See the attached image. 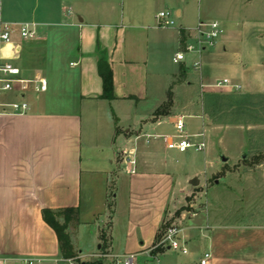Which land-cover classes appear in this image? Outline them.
Wrapping results in <instances>:
<instances>
[{
  "label": "crops",
  "instance_id": "obj_1",
  "mask_svg": "<svg viewBox=\"0 0 264 264\" xmlns=\"http://www.w3.org/2000/svg\"><path fill=\"white\" fill-rule=\"evenodd\" d=\"M42 1L0 0V64L18 62L26 77L59 71L73 88L75 104L71 110H49L39 106L38 96L27 100L28 95L17 91L7 92L11 99L0 101V264H60L58 238L43 211L68 208L79 211V223L68 231L81 258L80 229L89 227L98 245L93 255L103 253L101 236L107 234L105 257L136 254L135 264H152L155 259L160 264H201L206 253L211 254L207 264H264V223H224L218 217L226 214L219 216L215 207L205 212L206 204L176 218L187 242L186 255L162 251L151 257L166 222L181 204L162 136L170 135L164 128L167 123L184 116L177 108L169 115L155 114L172 96L176 102L174 88L184 87L186 94L199 91L200 109L194 116L203 121L205 131L204 121L210 118L207 95L263 99L264 22L244 18L224 23L214 49L200 53L205 66L194 62L201 69L197 85L185 64L172 82L158 71L164 48L175 47L177 41L186 48L194 36L192 28L173 34L158 26V14L164 10L156 4L165 6L166 0H134L132 10L120 9L114 0H62L50 7L48 0ZM77 5L81 7L75 13ZM175 11L182 19L183 9ZM21 24L34 26L38 37L23 40L16 31L11 43L1 40L4 26ZM101 60L113 73V100L102 98ZM218 69L226 71L223 80L241 89L206 84L217 79ZM180 79H185L183 84L177 83ZM183 93L180 89L181 97ZM153 95L157 104L140 111ZM21 98L29 111L15 114L8 105ZM212 129L216 132L220 126ZM209 130L210 137L224 140ZM123 190L125 202L120 201Z\"/></svg>",
  "mask_w": 264,
  "mask_h": 264
},
{
  "label": "rangeland",
  "instance_id": "obj_2",
  "mask_svg": "<svg viewBox=\"0 0 264 264\" xmlns=\"http://www.w3.org/2000/svg\"><path fill=\"white\" fill-rule=\"evenodd\" d=\"M61 1L48 0L49 7ZM82 1L79 0L81 3ZM114 1L120 5V9H133L134 0ZM52 2H54L53 5ZM165 2L166 5L164 6L161 1H158L156 6L159 10H169L172 14L175 26L167 29L173 31V34L178 33L182 27L194 29V36L187 41L186 48H183L177 41L175 47L164 48L158 55L160 61V63H157L158 71L164 73L163 76L166 82L174 81L175 77L173 75L179 76L181 67L185 64L195 83L200 85L201 69L194 67L196 61L202 62V66H205V61L202 59L194 38L195 29L200 19L206 22L219 21L222 23V28L226 22L232 20L239 22L244 18H255L264 22V0H166ZM77 6L74 7L75 13L78 12L77 8L81 7L80 5ZM176 7H180L184 11L182 19L177 18L175 14ZM182 21L185 25H181ZM189 45L194 46V51H188ZM213 49L211 47L207 51ZM180 53L184 55V60L175 62L174 59ZM70 60V58H67V62ZM15 65L19 66L20 63L15 62ZM59 73V71L53 69H50L46 74L41 73L49 80L50 92L38 95L29 93L27 100L35 101V97L38 96L42 99V102L38 103L42 108L46 107L49 110L60 111L71 110V106L75 104L72 101L73 88L66 84V79L59 77ZM216 76L217 79H212L206 84H216L222 81L226 76V71L218 69ZM184 81L185 79H180L177 83L183 84ZM174 89L176 102L173 101L172 96V100H169L172 101V106H168L164 110L174 111L177 108L179 114L186 116L185 124L188 134H196L202 131L203 121L194 116L198 114L197 110L200 109L201 93L188 90L186 94L183 93L186 88L182 87L180 88L184 94L182 98L179 94L180 89ZM9 95L11 94L2 93L0 101L10 100ZM156 98L157 96L153 95L140 111L143 108L146 111L152 109L157 104ZM21 101L22 98L17 100V102ZM246 103L249 107L240 112L228 108L217 113L214 118H206L207 122L204 121V128L208 135V146L204 152H198L195 149H189L185 153L170 150L173 172L177 176L176 193L181 204L173 219L166 222L162 232L168 226H178L177 217L182 214L189 216L198 211L200 205L204 204L207 206L205 212L209 211L210 213L215 207L213 211L220 213L219 216L221 213L226 214L222 218L218 217L224 223L235 222V220L255 224L264 223V98L256 97L249 99ZM217 125L220 126V129L214 132L212 128ZM164 128L170 135L175 133L173 123H167ZM209 129L214 134L223 135L224 140L219 142V138L210 137ZM191 140L199 141L200 138L192 137ZM224 159H228V161L224 162ZM196 177L200 183L197 187H194L190 181ZM120 190H122V186H120ZM125 191L120 192L121 202H125ZM59 220L64 221L62 217H59ZM90 229L89 227L80 229L79 248L83 250V257H79L78 254L79 261L96 264H118L117 259L105 257V252L93 255L97 252L98 245L95 243V238L91 236ZM105 235L107 241V234ZM75 250L78 253L76 247ZM169 255L175 256L176 254L170 253ZM63 264H70V262ZM74 264L78 263L74 262Z\"/></svg>",
  "mask_w": 264,
  "mask_h": 264
},
{
  "label": "built area",
  "instance_id": "obj_3",
  "mask_svg": "<svg viewBox=\"0 0 264 264\" xmlns=\"http://www.w3.org/2000/svg\"><path fill=\"white\" fill-rule=\"evenodd\" d=\"M158 26L160 28H171L175 26V21L170 11H163L158 14ZM17 27V29H16ZM18 31L23 40H34L38 37V34L34 28L29 24L21 25H6L3 27L1 33V40L4 43H11L13 34ZM224 31L222 26L217 21H201L195 29V41L199 47L200 53L208 48L214 47L217 41L222 37ZM188 51H194V46L189 45ZM184 55L178 54L174 59L175 62L183 61ZM195 66L199 68L200 63H195ZM217 88L228 87L232 90L238 91L241 87L232 83L228 79H224L214 85ZM48 80L41 74L37 73L32 77L23 76L22 70L10 61L0 64V95L2 93L17 91L21 95L25 96L29 93L41 94L48 91ZM13 113L24 114L29 111V104L26 100L21 102H15L8 105ZM185 116H176L174 120L175 133L172 135H164L162 138L166 143L168 150H176L180 153H185L189 149H195L198 152H204L207 149V134L205 131H200L196 134H188L186 132ZM192 137L200 138L199 141H192ZM152 138L151 136L148 139ZM129 164L133 166L136 164L134 160H129ZM131 173L134 170H130ZM157 249L163 251H172L175 253H181L186 255L188 253L187 242L181 236V230L178 226H168L161 232V235L152 249L154 252ZM157 255V254H155ZM151 257L155 258L151 253ZM211 258L210 253H206L201 264H207ZM137 260L136 254L125 255L122 258L117 259L118 264H135ZM70 264H74L73 261H69ZM27 264H33V261H27ZM152 264H160L158 259Z\"/></svg>",
  "mask_w": 264,
  "mask_h": 264
},
{
  "label": "trees",
  "instance_id": "obj_4",
  "mask_svg": "<svg viewBox=\"0 0 264 264\" xmlns=\"http://www.w3.org/2000/svg\"><path fill=\"white\" fill-rule=\"evenodd\" d=\"M181 38L184 41L186 39V31H181ZM99 73L103 80L104 85V92H103V99L106 100H113L115 99L114 95V85H113V73L110 66L104 61L101 60L99 62ZM248 98L245 96H224V95H207V102H206V113L209 117L214 118L217 113L222 112L225 109L235 110L236 112H240L243 109H246L248 104ZM172 101L167 102L163 107L157 110L155 116H165L169 115L168 111L164 109L168 106H172ZM163 108V109H162ZM162 109V110H161ZM210 118V119H211ZM218 122V120H217ZM215 122V123H217ZM59 217L64 219L63 222L59 220ZM43 218L45 222L55 231L58 242H59V249H60V257L61 262L63 264L65 262L73 261L77 262L78 264H96V263H89V262H81L79 261L78 253L75 250V246L72 243L70 234L68 232L69 227L72 224L77 225L79 223V211L78 209L68 208L59 211H53L50 209H45L43 211ZM102 241V249L103 253L104 250L108 248L106 244V235L101 236ZM156 245V244H155ZM163 250L157 249L152 254H158Z\"/></svg>",
  "mask_w": 264,
  "mask_h": 264
},
{
  "label": "water",
  "instance_id": "obj_5",
  "mask_svg": "<svg viewBox=\"0 0 264 264\" xmlns=\"http://www.w3.org/2000/svg\"><path fill=\"white\" fill-rule=\"evenodd\" d=\"M226 161H227V159H224V162H226ZM190 183H191L192 186L197 187V186L199 185L200 181H199V179L196 177V178H194L193 180H191Z\"/></svg>",
  "mask_w": 264,
  "mask_h": 264
}]
</instances>
